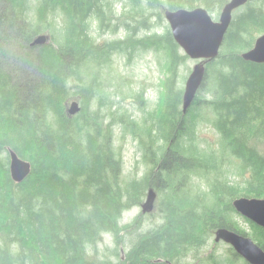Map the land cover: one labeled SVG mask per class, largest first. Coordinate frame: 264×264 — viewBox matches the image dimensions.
<instances>
[{"label": "trees", "instance_id": "trees-1", "mask_svg": "<svg viewBox=\"0 0 264 264\" xmlns=\"http://www.w3.org/2000/svg\"><path fill=\"white\" fill-rule=\"evenodd\" d=\"M228 2L0 0V264H247L226 244L218 250L220 228L264 251V229L231 205L264 199V64L240 57L264 33V0L232 13L185 114L179 70L189 59L164 16L203 8L217 21ZM93 25L110 38L96 40ZM40 35L47 41L32 46ZM150 52L165 79L156 105L144 110L145 90L113 85L112 65ZM129 96L139 118L120 105ZM72 100L80 110L69 116ZM115 126L120 140L136 143L139 177L123 174ZM205 126L216 144L201 145ZM9 149L31 165L21 183L11 178ZM149 189L152 212L122 225ZM103 235L112 248L97 258Z\"/></svg>", "mask_w": 264, "mask_h": 264}, {"label": "water", "instance_id": "water-1", "mask_svg": "<svg viewBox=\"0 0 264 264\" xmlns=\"http://www.w3.org/2000/svg\"><path fill=\"white\" fill-rule=\"evenodd\" d=\"M247 0H229L222 8L219 18L214 21L203 8L193 10L179 9L166 11L164 16L169 24L172 37L181 51L189 59L198 61L188 75L182 95V111L186 113L204 80L205 63L215 60L218 56L224 36L232 20V13L245 5ZM46 35L38 36L32 46L43 45ZM245 62L264 64V33L258 36L253 47L240 55ZM77 102H72L67 110L72 116L79 112ZM10 175L15 183H21L31 172L29 162L20 159L9 149ZM156 193L149 189L141 206V212L146 214L154 208ZM232 207L238 215L264 229V199L240 197L232 202ZM214 242H222L230 246L247 264H264V251L248 236L220 228L214 232Z\"/></svg>", "mask_w": 264, "mask_h": 264}, {"label": "rangeland", "instance_id": "rangeland-1", "mask_svg": "<svg viewBox=\"0 0 264 264\" xmlns=\"http://www.w3.org/2000/svg\"><path fill=\"white\" fill-rule=\"evenodd\" d=\"M118 5L121 4L120 3L116 4V9H118L117 8ZM90 33L99 42H102L103 38H110L108 34L99 37L97 34L99 33V31H97L95 25L92 26ZM118 35L123 36L124 32L120 31L119 34L113 36V39L117 38ZM157 58L159 59L160 57L155 53L150 52L145 55L137 56L129 63H126L125 59H122V60L114 61L112 65V70H113L112 75L117 76L116 80L113 81V85L118 84L119 86H121V90L124 91L125 93L129 92L127 88H130L134 92V94L138 93L140 90H145V93L143 95V101L145 103L143 105L144 110H148L149 108H152L156 105L159 92L161 91L162 82L165 79L163 72L160 70ZM13 60L14 59L12 56V60H9L10 65L13 64ZM197 62L198 61H193L189 59L184 67H180L179 80L181 81L183 80V82L181 83L183 89L188 75L190 74L193 66ZM29 70L33 72L32 69ZM29 73L30 75H32L31 72ZM114 89L116 90L117 87L115 86L113 88L110 87V90L113 91ZM74 101L76 100H72L69 103L67 110L69 109L71 103ZM120 101H121L120 105L122 106V108L127 110L134 118L140 117V110H139L140 104L133 96H129L124 100H120ZM199 137L202 146H205L206 143L212 145L216 144L217 134L213 129L207 126L202 127L200 129ZM114 143L116 146L121 145L122 154H123V174L125 175V177L132 175L139 177L142 174L144 168L140 163V154L137 151L136 143L132 141L128 136L123 141L120 140L119 128L116 126L114 127ZM262 149H264V146H262ZM140 212H141V207H136L124 213L121 220L122 225L129 224L132 221V219L136 217ZM148 222H149L148 220L144 219V223H148ZM240 224L246 229V231L248 230V225L245 222L240 221ZM111 248H112V242L110 236L103 235L102 241L97 245L95 256L97 258H103L109 255L108 251ZM210 248L211 247L206 248L204 250V253L209 252L211 250ZM224 248H225V244L222 243L219 246L218 250H222Z\"/></svg>", "mask_w": 264, "mask_h": 264}]
</instances>
